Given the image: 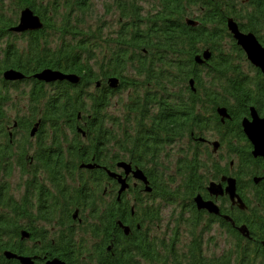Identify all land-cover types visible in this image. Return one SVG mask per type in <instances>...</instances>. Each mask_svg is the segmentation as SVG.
Listing matches in <instances>:
<instances>
[{"label":"trees","instance_id":"1","mask_svg":"<svg viewBox=\"0 0 264 264\" xmlns=\"http://www.w3.org/2000/svg\"><path fill=\"white\" fill-rule=\"evenodd\" d=\"M53 1L0 0V42L6 44L5 49H0L3 57L0 60V169L7 175L12 166L33 162L30 166L32 183L37 184L36 178L41 172L40 176L49 178L50 186L51 183L55 188L57 186L61 195L55 197L42 188L38 211L34 191L31 196L22 195V201L6 194L3 196L2 204L7 209L5 212L0 210V264H19L15 259L7 260L5 252L17 256L49 255V258L58 257L66 264H264V186L256 188V205L248 202L252 220L242 211L233 214L225 211L236 226L248 224L252 238L248 240L227 221L216 218L218 222L205 211L197 210L192 201L198 195L199 187L209 180L220 181L223 175H232V172L240 182L243 176L239 170L231 171V162L228 165L214 163L207 168L204 152L195 147V151L179 162L180 172H176V177L185 183L180 193L176 188L170 190L176 177L165 178L167 170L161 166V155L156 152L157 148L171 147L186 137L192 140V133L197 138V135L205 137L204 134L214 131L221 138L220 148L226 145L230 156L238 162L234 165L243 170L242 162L234 155L241 156L244 149L237 148L234 140L241 141L244 137L241 121L249 115L252 106L264 114V89L261 88L264 82L257 69L256 80L249 76L248 70H243L244 64H238L248 61L228 32L226 21L230 17L240 21L242 31L254 33L264 43V0H148L145 2L149 10L142 0H107V11L118 10L121 25L107 38L102 25L95 34L86 31L90 0L65 1V11L60 16L59 5ZM7 2L13 3L16 15L10 11L11 4ZM26 9L40 18L43 27L38 31L15 33L13 29ZM188 17H195L197 25H188L185 22ZM20 40L25 41L21 48L18 46ZM205 51L211 53L210 61L197 64L196 57ZM8 69L25 78L6 82L2 75ZM47 69L77 76L80 82L62 81L53 85L34 77ZM112 79L120 81L119 89L109 88ZM191 80L195 82V91L190 87ZM30 83L28 91L21 88ZM92 86L93 92L87 91ZM125 88L131 91V101L127 106L129 113L123 118H130L148 133L136 141L129 131H122L120 123L112 122L108 126L112 121L107 114L111 99ZM13 91L26 94L31 118L45 116L38 134L51 132L53 136L49 143L41 142L31 157L28 149L34 150L30 143V132H35L32 129L34 121L18 115L11 119L8 115V109L14 107ZM39 107H42V113L36 114ZM220 108H226L231 116L226 120L227 127L223 126L218 114ZM16 131L22 138L18 146L14 144ZM82 134H86V140L82 139ZM121 134L124 141H120ZM133 143L135 149H131ZM121 154H131L134 160L137 156L143 160L148 156L152 160L149 163H154L155 173L146 170L152 199L169 202L171 198L173 202H183L177 196L180 193V198L191 204L187 211L193 220L186 225L191 242L183 253L177 252L178 239H172L164 248L168 253L166 257L153 250L155 245L149 240L150 225L161 219L159 206L153 205L154 202L151 207L144 206L138 201L133 204L132 215L133 206L125 199L105 203L99 189L108 181L106 171L82 168L90 163L108 165L107 162L112 160V166L105 167L115 170L120 161L115 159ZM249 166L251 169L245 167L246 172H254L255 166ZM68 180L75 183L72 189ZM43 185L44 182L41 187ZM238 185L239 191L242 190V183ZM242 195L245 199L241 192ZM75 207H82L83 212L91 208L93 232L103 238L95 246L94 254L88 256L89 261L84 244L77 246L74 241L71 211ZM38 221L48 226L57 222V226L63 227L61 233L65 232L55 240L49 239L48 231L38 228ZM118 221L131 227V232L126 234ZM213 223L226 229L235 242L231 251L217 257L206 256L203 251L204 234L212 229ZM25 227L31 228L33 247L21 242Z\"/></svg>","mask_w":264,"mask_h":264},{"label":"rangeland","instance_id":"2","mask_svg":"<svg viewBox=\"0 0 264 264\" xmlns=\"http://www.w3.org/2000/svg\"><path fill=\"white\" fill-rule=\"evenodd\" d=\"M48 1L49 0H45V2H48ZM51 1H53V0H51ZM65 1H68V0H54L53 1L55 3L57 2L59 5L57 8L59 16L62 14L63 11H65V9L63 8V4ZM70 1H73V0H70ZM145 1H148V0H142L141 3L144 4V7L146 8V10H149L150 7L147 4V2H145ZM89 2L91 4V9L89 10L90 16L87 17L86 23H85L86 31H89L90 33L95 34L98 31L99 25H102L103 32H104L106 38L111 37V35L113 33L117 32L121 26L119 23V17H120L119 11L114 9L112 12H108L106 7H105L106 2H108L107 0H90ZM245 3L246 2H244L243 4H245ZM6 4H11L10 11H13V13L16 15L17 13H16V9L13 6V3L7 2ZM65 4H67V3H65ZM242 7H243V9L244 8L249 9V7H246V6H242ZM8 16L11 17L9 14H8ZM188 21L196 22V18L195 17H192V18L188 17L185 19V22L188 24ZM230 21H232L234 24H236V26L238 27V30L241 33L253 34L256 37V39L258 40V42L261 44L260 39L254 33H251V32L248 33V32L242 31L240 28V25L238 23L240 21H237L233 17H230L227 19L226 25H227L228 32L232 35L233 39H234L233 33L229 28V22ZM122 22H124V21L122 20ZM24 42L25 41L20 40L19 45L18 44L17 45L21 48L24 45ZM5 47H6L5 42H0V49H5ZM101 56H102V54H101ZM246 57H247V55H246ZM2 58L3 57H1V55H0V60H2ZM247 60H248V58H247ZM238 64H244L243 70L244 71L248 70L249 75L251 77L256 78V80L258 79L256 71H254L252 69L250 70L249 64L247 62H242V63H238ZM30 85H31V83L28 84L27 86H23L21 88L28 91L30 89V87H29ZM46 89H48V88L46 87ZM87 91L93 92V86L90 87V89H88ZM13 98H14V103H13L14 107H13V109H10V108L8 109V115L10 114L11 119H13L15 117V115H18L21 118L23 116L30 117L28 114V109H30V105L27 104L28 101H27L26 94L22 91H18V92L13 91ZM130 99H131V91L128 88L121 90L119 93L115 94L112 97L111 108H109V110L107 111V114H108L109 118L112 119V121H110V125L108 124V126H111L112 122L119 123V120L121 118H123L124 115H128L129 108H127V106L129 105L128 103H130V101H131ZM87 102H89L88 99H87ZM35 113L41 114L42 113V107L37 108L35 110ZM38 116H41V115H38ZM29 119L34 121V124H35V121L39 120L40 118L36 116L35 118L30 117ZM224 119H227V118L226 117L221 118L222 124L226 123V121ZM223 121H225V122H223ZM120 123H121V120H120ZM121 129H122V131H125V132L129 130V135H131L133 137L134 132H132L133 128L131 126H129V128H124V129H123V127H121ZM20 134L21 133H19V131H18L17 135H20ZM47 136L50 137L49 134L43 133V134L39 135V138L38 137L31 138L30 143L32 145V149H34L36 142H37V145H39L40 141L49 139ZM204 136L212 142L217 141V140H221V138H219L217 133L214 131L207 132L206 134H204ZM27 139H28V141L30 140V138H27ZM120 139H121V141H124L121 137H120ZM21 140H22V138H20V137L18 138V140H17V138L16 139L14 138V141H16L17 146L20 145ZM234 143H235V146H237V148H241V147L243 148V146H242L243 140H241V141L234 140ZM124 145H126V144H124ZM194 148H195V146L193 145V142H191L189 137H186L182 141L178 142L177 144H174L173 146L166 148V152H164V155H163L164 157L162 156L159 159L160 163H163L165 161V159H167V158H165L167 156L166 153L168 152V154L170 155V160L167 159V160H169L168 167L164 163L161 165L165 170H167V172L164 174L165 178L177 176L176 172H180V170H178L180 160L186 154H190L191 151H195L196 149H194ZM198 149L201 153L204 152V161L206 163L207 168L212 167V164H214V163L221 162L222 164L228 165L230 162H234V159L230 156V152H229L226 145H223L221 148H219V150H218L219 152H217V153H213L212 145H210V146L200 145L198 147ZM208 154H210V157H208ZM126 156H128V155H126ZM125 159H127V158H125ZM14 161L16 162V160H14ZM235 163H238V162L236 161ZM120 164L125 165V166L129 165L125 162H121ZM145 165L147 166V169H144L145 171L147 170L149 172L152 171L155 173V170L157 169L156 167H155L156 169H154L153 166H149L147 164H145ZM176 165H177V167H176ZM87 167L84 166V168L89 170ZM25 168H29L28 164H24L23 166H18V164H16L14 167L12 166L9 169V172L7 173V175H5L4 171L2 169H0V171H1L0 176L2 177L0 180L5 181L4 182L5 184L3 182H0V201H1L0 206L2 204L1 199L3 196V192H7L10 195L14 196L15 198H19L21 195V188L24 189V185L28 189H32L35 186L32 183V181H27L28 178H26L25 175H33V173L31 171L24 172ZM93 168H95V166H93ZM234 170H240V167L235 166ZM40 174H41V172H40ZM40 174H39L38 178H40ZM184 178L186 179V177H184ZM212 181H215V180H209L205 184V186L207 187L209 185V183ZM73 182L74 181H70L68 184L71 187H73L74 186ZM216 182H218V181H216ZM183 183L184 182H183L182 178L178 179V177H176L174 184L173 183L171 184L170 190L173 189L175 191V188H176L177 189L176 191H180V193H182L181 190H182V187L184 186ZM209 188H210V186L207 188V191L205 194V196L207 197L208 200L205 202H213L215 205H217L219 207L220 212L223 213L222 209H225V207L227 208L229 203L228 202L226 203V201H224L222 199L220 200V199H218L219 197L212 195L208 190ZM223 188L225 189L226 187L223 186ZM237 189H238V185H237ZM133 190L134 189L129 190L128 195L125 197V200L128 201L129 203H131L132 198H134L136 196V192H134ZM180 193H179V195H180ZM142 197H145L144 194L142 195ZM149 200H147V206L151 207L152 206L151 201H149ZM151 200H152V202H154L153 205H156V207L159 206V208L162 210L161 214L159 216L161 218L160 221L159 222L155 221V222H153L152 225H150L152 232L150 233L149 240L155 245V248H153V250L156 253H158V251H159L160 255L163 257L168 256V253L164 248L167 247L169 244H171L172 239H173V235H174L175 238L178 239L177 243H179V245L177 246V252L183 253L186 249H188V246L190 245V242H191V235L189 234V230H188V227L186 225H187V222L189 220L191 221V222L189 221V223L191 224L193 219L192 218L190 219V216L186 215L180 219V221L178 222L179 225H176L177 221L175 223V216H173L174 215L173 213H175L174 211L182 210L184 205H186L185 202L184 201L181 203L180 202L178 203V201L173 202V200L171 198H170L169 202H166L165 200L158 199V198L156 200H154V199H151ZM109 202H110V200H107L106 203H109ZM130 205H132V204H130ZM188 206H190V204H188ZM231 206H232V204H231ZM78 208L81 209V207H78ZM154 209H156V208H154ZM132 210L134 211V208H132ZM86 211H87V213L81 212V218L84 219V222L81 224H78V225H81L82 227L76 229L77 235H73V237H74V241L76 244L77 243L84 244V247L86 248L87 259L89 261L88 256L94 254L93 250L95 249V246L97 245L98 242H101V240L103 238L100 236V234H96L95 232H93L95 226H94V224H92V221H90L91 217L88 216L89 211L88 210H86ZM133 211H132V215H133ZM182 211H187V210L185 208ZM78 217H79V212L75 211L73 213V219L76 220ZM44 229H47V228L44 227ZM61 230L63 231L62 225H60V227L57 226L56 232L53 234H50L49 239L55 240V239L61 237V235L65 232L64 231L63 233H61ZM203 240H204L203 251L206 253V256H211V257H217V256L222 255L223 253H227V251H229V250L231 251V249H233L235 246V242H233L231 237L228 235V231L226 229H223L218 223L212 224V230L207 231L204 234ZM25 242H27L26 246H29V247H33L35 245L34 241L30 242V240H29V241H25ZM77 246H78V244H77ZM78 250H80L79 247H78ZM23 257H30V256H23ZM31 258L35 259V264H36L37 260H39L40 257L38 259H37V257H31ZM81 258L85 259V257H81ZM7 260H9V259H7ZM10 260H12V259H10ZM141 262H143V261H141ZM144 263H145V261H144ZM19 264H22V263L20 262ZM145 264H147V263H145Z\"/></svg>","mask_w":264,"mask_h":264},{"label":"flooded vegetation","instance_id":"3","mask_svg":"<svg viewBox=\"0 0 264 264\" xmlns=\"http://www.w3.org/2000/svg\"><path fill=\"white\" fill-rule=\"evenodd\" d=\"M261 45L264 47V43L263 42H261ZM246 60H247V57H246ZM248 61V60H247ZM248 63H249V65L251 66V67H253V69L255 70V71H257V73H259V76H260V79L261 80H263L262 82H264V74L262 73V71L260 70V69H258V68H256V67H254L249 61H248ZM250 68V67H249ZM257 69V70H256ZM250 76V75H249ZM251 77V76H250ZM261 88L262 89H264V83L261 85ZM251 108H255V107H251ZM251 108L249 109V115L248 116H245V117H243V119H242V121H241V128H242V132H243V126H242V123H243V120L244 119H249L250 121H252V117H251ZM224 109H226V108H224ZM256 109V108H255ZM227 110V109H226ZM258 115H260V117L261 118H264V114L263 115H261L260 113L258 114ZM229 116V115H228ZM231 119V116H229L227 119H224L225 121L226 120H230ZM225 121H223V122H225ZM222 122V121H221ZM223 126L224 127H227V125H226V123L225 124H223ZM33 131H31L30 133H32ZM38 132H39V130H35V132H33L34 134H31V138H34V137H38L39 138V135L40 134H38ZM43 133H46V134H49L50 135V137H53L52 136V133L50 132V133H47V132H41V134H43ZM119 135H120V133H119ZM243 138H242V140H243V148H244V152H243V154L241 155V156H239V155H234V156H236L242 163H241V165H243V170H246V168H248V169H251L250 167L251 166H249V165H252V166H255V169H253V170H255L254 172H250L248 175H247V178L245 179V185H242V190H240L239 191V189H238V193H239V195L241 196V192H242V194H245V199H243V195H242V199H243V201L245 202V204L247 205V207L244 209V210H241L240 208H239V206L236 204V205H234V206H231V204H232V202L230 201V199H229V197L228 196H223V197H219L218 199H222V200H224V201H226V203L228 202L229 203V205L227 206V208L225 207V210L224 209H222V211H223V215H227V216H230L229 214H233V212L234 213H238L239 211H242V212H244V213H246L247 215H249V216H251V218H249L250 220H252V217H253V213L252 212H250V208H251V206H249L248 205V202H252V204H253V206H255L256 204V197L254 198V194L256 193V188H255V186H258L262 181L264 182V159L263 158H256V156H254L253 155V153H252V147H251V142L247 139V137L245 136V134H244V132H243ZM191 137H192V140H191V142H194L193 143V145L195 146V147H197L196 145H198V147L200 146V145H207V146H210L211 144H212V142L210 141V140H208L206 137H200V136H198L197 135V138L195 137V133H192L191 134ZM121 138H123V135L121 134ZM205 140H204V139ZM203 139V140H202ZM183 140V139H182ZM120 141H121V139H120ZM135 141H136V139H135ZM219 140H217V142H218ZM40 142H43V141H40ZM40 142H39V145H40ZM215 142V141H214ZM39 145H37V142H36V148H38L39 147ZM131 146V149H135V144L133 143V144H131L130 145ZM222 146V145H221ZM166 148H169L168 146H163V147H159V148H157L156 149V152H158V153H160V155H161V157L164 155V152H166ZM220 148V147H219ZM246 148V149H245ZM219 150V149H218ZM121 151V150H120ZM166 157L165 158H167V159H169L170 160V155L168 154V152L166 153ZM243 155H244V159H243ZM140 156H137L136 158H135V160L132 158V156H131V154L129 155V156H125V155H123V154H121V155H119L115 160H120L117 164H119V163H121V162H125V163H127V164H129V165H131V167H132V169L134 170V171H141L142 173H143V175H144V177L146 176L147 177V179H148V184L146 185V184H143V183H141V182H138V181H136L131 175H129L128 177H125V182H126V184H127V188H126V190L124 191V192H121V186L119 185V183L116 181V180H110L109 182H108V187H107V192H105V187H104V185H102V187H101V189H99V191H102V198H103V201L106 203L107 202V200H110V202L109 203H112L113 202V200H117V201H120V199H125V197L128 195V193H129V190H131V189H134L133 191L134 192H136V196L134 197V198H132V202L130 203V204H132V208H134V205L133 204H136V202H138V201H140V203H142L144 206L145 205H147V200H149V201H151V203H152V195H151V192L150 191H148V188H150L151 189V182H150V177H149V175L147 174V172L144 170V169H147V166L145 165V162H147L146 164L147 165H149V166H152V165H154V163L152 164V163H149V161L151 160L150 158H148V156L147 157H145V160H143V159H141V158H139ZM164 157V156H163ZM125 158H127V159H125ZM167 159H165V161L163 162L167 167H168V162H169V160H167ZM124 160V161H123ZM152 161V160H151ZM247 162H248V164H247ZM162 163V164H163ZM106 163H103L102 165H98L97 163H90V165L93 167V166H95V169L93 170V171H97V172H104L105 171V166H112V164H111V161H109V162H107V164L108 165H105ZM32 164L30 163V164H28V167L29 168H27L26 169V171H24V172H29V171H31V169H30V166H31ZM83 165H85V164H83ZM81 166L82 165H80V168H81ZM84 167V166H83ZM82 167V168H83ZM246 167V168H245ZM229 168L231 169V170H233V168H235V166H234V162H231L230 163V165H229ZM35 170H37V168H35ZM87 170V169H86ZM90 170V169H89ZM32 172V171H31ZM0 173H1V171H0ZM107 173V172H106ZM117 173L119 174V175H121L123 172L121 171V170H118L117 171ZM64 174V173H63ZM26 176V178H28V180L27 181H32L31 180V178L29 177L30 175H25ZM233 175H223L222 176V178L223 177H228V178H231ZM234 177H236L235 175H234ZM262 178L261 179V181H259L258 183H255L254 182V178ZM222 178L220 179V181H218L217 183H219V184H221L222 186H224V187H226L227 186V183H221V180H222ZM237 178V177H236ZM64 180V179H63ZM70 181H72V180H68V183L70 182ZM0 182H5V181H3V180H0ZM42 182H44V185H43V187H41V183ZM36 183L37 184H35L36 186L35 187H33L32 189H28L25 185H24V189H22L21 188V195H20V197H19V201H22L23 199H24V197L22 196V195H30L31 196V194H32V192L34 191L35 193L33 194V196L35 197V198H37V211L39 210V201H40V195H41V193H40V191H41V189L42 188H45V189H47L48 191H50V193L52 194V195H54L55 197H59V196H61V195H59L60 194V191L58 190L59 188L56 186V188H55V186L53 185V183H51V186H50V184H49V178L47 179V178H42V176H40V178H36ZM64 183H65V181H64ZM5 184V183H4ZM104 184H105V182H104ZM66 185V184H65ZM73 185L75 186V183L73 182ZM73 186V187H74ZM239 186V185H238ZM67 187V186H66ZM70 189H72V187H70ZM69 193H71V190H70V192ZM5 194L8 196V197H12V198H14V196H12V195H10L9 193H7V192H4L3 193V196H5ZM144 194V196L145 197H142V195ZM3 196H2V198H3ZM60 199H63V197H61ZM205 199L206 200H208L207 199V197L205 196ZM2 200V199H1ZM218 201V200H217ZM1 202V201H0ZM61 203H63V201L61 200ZM187 207V205H184V207H183V209H185ZM98 208H100V207H98ZM7 209V207H6V205H3L2 204V206L0 207V210L2 211V212H5V210ZM182 209V210H183ZM198 210V209H197ZM226 210H228L230 213L229 214H226ZM75 211H78L79 212V217L76 219V220H74L73 219V213L75 212ZM84 210H83V208L81 207V209H79L78 207H75V208H73V210L71 211L72 212V225H73V231H74V235H77V233H76V229L77 228H80V227H82L81 225H78V224H81V223H83L84 222V219L83 218H81V212H83ZM89 212H88V216H90L91 217V220L90 221H92V219H93V217H92V212H91V208L88 210ZM133 211V210H132ZM85 213H87V211H85ZM91 213V214H90ZM133 215H134V211H133ZM206 215H208V216H210V217H215V216H213V215H211V214H206ZM217 218H219V219H222L221 217H217ZM255 221V220H254ZM117 223H120V221H118ZM246 224V223H245ZM57 225H58V223L56 222V224L55 225H53V226H51V225H47V224H44V223H42L41 221H38V228L39 229H42V228H44V227H46L47 229H45V230H47L48 231V233L47 234H49V235H47V237L48 238H50V234H53V233H55L56 232V227H57ZM121 227H122V223H120L119 224ZM127 224H125V228H129L128 226H126ZM247 226H248V224H246ZM60 227V226H59ZM139 227L140 226H138L137 225V229H139ZM131 228V227H130ZM31 228H27V227H25L23 230H22V233H27L28 234V238H23V236L21 235V242L23 243V242H25V241H29L30 240V242L31 241H33V240H31V232L29 231ZM50 232H52V233H50ZM130 233V232H129ZM246 239H252V238H246ZM39 244H40V247L42 246V242L39 240ZM79 246L82 244V243H77ZM109 250H111V249H109ZM21 256H30V257H33V256H31V255H21ZM39 258V256H37V259ZM53 259H59V260H61L60 258H58V257H53V258H49V255L48 256H44V257H40L39 258V260H37V262H36V264H47V262H49V261H51V260H53ZM18 261V260H17ZM62 262H64L63 260H61ZM19 262V261H18ZM20 263V262H19ZM65 263V262H64ZM66 264V263H65Z\"/></svg>","mask_w":264,"mask_h":264},{"label":"water","instance_id":"4","mask_svg":"<svg viewBox=\"0 0 264 264\" xmlns=\"http://www.w3.org/2000/svg\"><path fill=\"white\" fill-rule=\"evenodd\" d=\"M188 24L191 26H196L197 22H191L188 21ZM43 25L40 21V18L35 16L34 13L30 9H26L21 12L19 25L13 29L16 33H25V32H33L38 31L42 29ZM229 28L233 33L234 40L236 41L237 45L245 52L247 55L248 61L256 68L260 69L262 73L264 74V47L258 42L256 37L253 34H245L241 33L238 30V27L236 24H234L232 21L229 22ZM211 53L208 51H205L202 55H199L196 57V63L197 64H204L206 61L210 60ZM5 77L9 80H23L25 77L14 70H11L7 73H5ZM36 79L40 81H44L45 83H55L57 81H68L72 84H78L80 79L73 75H64L59 72H55L53 70L47 69L43 72L36 74L34 76ZM119 83L118 79H112L110 82V86H116ZM195 82L193 80L190 81V87L193 91H195L194 88ZM218 113L222 117L228 118L227 110L226 109H219ZM251 117L253 121H250L249 119H244L242 126L243 130L245 131L247 137L251 140V142L255 145V155H261L264 156V119H260L259 115L256 112L255 108H251ZM35 131V130H34ZM214 151L216 152L219 148L218 143H214ZM253 154V155H254ZM254 155V156H255ZM88 169H91L92 166H88ZM129 169V166L127 167ZM139 174L137 175L138 178L146 181L143 173L141 171H138ZM113 177H116V175L111 174ZM120 183L122 184L121 192H124L127 188V184L124 179L119 178ZM222 183H227L226 188L224 189L221 184H215L212 183L210 185V188L208 189L209 192L216 196V197H223L228 196L230 201L232 202V206L238 205L241 210H244L245 203L243 202L242 198L237 192V186H236V180L228 177L222 178ZM148 191H151L150 188H148ZM195 203L197 205V209L200 210H206L211 215L215 216H221L225 221L229 222L232 226L235 225V222L230 218L229 216L222 215L220 212V209L217 205H215L213 202H205L201 196H198L195 199ZM125 233L129 234V229L124 227ZM239 232L242 236L245 238H249L248 230L245 227H242L239 229ZM23 238H28L27 233H22ZM264 247V242L262 243ZM6 259H15L21 262L22 264H35V259L31 257H23V256H17L13 255L9 252H6L5 254ZM47 264H65L59 259H54Z\"/></svg>","mask_w":264,"mask_h":264},{"label":"bare ground","instance_id":"5","mask_svg":"<svg viewBox=\"0 0 264 264\" xmlns=\"http://www.w3.org/2000/svg\"><path fill=\"white\" fill-rule=\"evenodd\" d=\"M20 21V20H19ZM19 25V24H18ZM16 33V32H15ZM212 56V55H211ZM210 61V60H209ZM12 69H8V70H6V71H4V74L2 75V77H3V79L6 81V82H14V81H16V80H9V79H7L6 77H5V73H7V72H9V71H11ZM60 73V72H59ZM77 77V76H76ZM78 78V77H77ZM40 81V80H39ZM44 82V81H43ZM57 82H62V81H57ZM57 82H55L53 85H55ZM68 82V81H67ZM80 82V81H79ZM120 82V81H119ZM70 83V82H69ZM47 84H51V83H47ZM70 84H72V83H70ZM79 84V83H78ZM255 84V83H254ZM253 84V85H254ZM119 85H120V83H118L116 86H110V84H109V88L111 89V90H117V89H119ZM193 91V90H192ZM42 107H45V105H42ZM152 107H155V108H157L156 106H152ZM110 108H111V106H110ZM220 109H223V108H220ZM158 110V109H157ZM156 110V111H157ZM256 112H257V114H259V112L256 110ZM229 112H227V114H228ZM219 114V113H218ZM37 117H39L40 119L39 120H37V121H35V124L32 126V129H35V130H39L40 129V127H41V125H42V118H45V116H38V115H36ZM219 116H220V114H219ZM221 118H222V116H220ZM259 117H260V115H259ZM260 119H264V118H261L260 117ZM120 120H121V123H120ZM119 120V123H120V125H119V127H123V129L124 128H129V126L130 125H134V134H133V138L134 139H139V137H141L142 135H144V134H148L146 131H143L142 129H141V127L142 126H139L136 122H134L133 120H131L130 118H121ZM252 121H253V119H252ZM16 125V124H15ZM20 131H22L23 132V130H20ZM129 131V130H128ZM15 132V131H14ZM16 132H18V131H16ZM127 132V131H126ZM243 132H244V134H245V136L247 137V135H246V133H245V131L243 130ZM18 134V133H17ZM31 134H34L33 132L31 133ZM138 135H140V136H138ZM17 137V140H18V135L16 136ZM49 139H47V140H43V141H45V143H49L51 140H52V138L51 137H49V136H47ZM82 139L83 140H86V134H82ZM247 139L251 142V140L247 137ZM212 142V141H211ZM41 143V142H40ZM214 143H218L219 145L222 143V141L221 140H219L218 142L217 141H215V142H212V147H213V153H217L218 152V150L215 152L214 151V146H213V144ZM14 144L15 145H17V143H16V141L14 142ZM174 144H177V143H174ZM220 147V146H219ZM251 147H252V153L254 154L255 153V145L251 142ZM16 148V147H15ZM38 148H36V146H34V150H30V149H28V151L30 152V155H29V157H31L33 154H35V151L37 150ZM44 149V148H43ZM219 149V148H218ZM241 149H243L242 147H241ZM246 149V148H245ZM46 151V150H45ZM39 152V155H40V151H38ZM255 155V154H254ZM256 156V155H255ZM256 158H263L264 159V156H261V155H257L256 156ZM111 160V159H110ZM112 161V160H111ZM235 162V161H234ZM31 163H33V162H31ZM91 166V165H90ZM129 166V169L127 168ZM128 166H125V165H122V164H116L115 165V170H111V169H108L107 167H105V171L107 172V176H108V181H106L105 182V184H104V187H105V192H107V187H108V182L110 181V180H116L118 183H119V185L121 186V188H122V184L120 183V179L119 178H121V179H125V177H128L129 175H131L136 181H138V182H141V183H143V184H148V179H147V177L145 176V179H146V181H144V180H142V179H140V178H138L137 177V175L139 174V172L138 171H134L133 169H132V167H131V165H128ZM224 166V165H223ZM84 168V167H83ZM95 168H91V170H94ZM235 168H233V170H234ZM118 170H121L123 173L121 174V175H119L118 173H117V171ZM233 170H231V171H233ZM240 171V173H241V175L243 176V177H241V181L239 182L238 181V179L236 178V177H234V175H233V173L231 172V174L233 175L232 176V178L233 179H235L236 180V186L239 184V183H242V185H245V179L247 178V175L250 173V172H246V170H239ZM111 174H114V175H116V177H113ZM125 176V177H124ZM222 178V177H221ZM110 179V180H109ZM261 179L262 178H254V182L255 183H258L259 181H261ZM212 183H215V184H219V183H217L216 181H212V182H210L209 183V185L206 187L204 184H202L200 187H199V189H198V191H197V193H198V195H196L195 197H193V203H194V205H195V207L197 208V205H196V203H195V199L198 197V196H201L202 197V199L204 200V201H207L206 199H205V196H204V190H205V187H206V191H207V188L212 184ZM221 183H222V181H221ZM185 183H183V185H184ZM182 185V186H183ZM261 186H264V182L262 181L258 186H255V188H257V187H261ZM185 188V186H183V189ZM263 189H264V187H262ZM237 192H238V189H237ZM239 194V193H238ZM178 197H179V199H181L182 201H184V199L183 198H180V195H177ZM241 197V196H240ZM243 200V199H242ZM180 202V201H179ZM178 202V203H179ZM244 202V201H243ZM181 203V202H180ZM245 203V202H244ZM185 204L187 205V207H188V204H190V203H188V201H187V203H186V201H185ZM191 205V204H190ZM258 207H260V205H257ZM187 207H186V210H187ZM245 207H247V205L245 204ZM162 211V210H161ZM200 211H205V213L206 214H210L208 211H206V210H200ZM175 213H173L174 215L173 216H175V223H176V221H177V224L176 225H179V221H180V219L182 218V216H186V215H188V216H190V213L188 212V211H182V210H177V211H174ZM222 215H223V213H221ZM213 216H215V215H213ZM216 217L217 216H215V219H216ZM221 217V216H220ZM230 217V216H229ZM222 218V217H221ZM231 218V217H230ZM214 219V220H215ZM223 219V218H222ZM217 221L219 220V219H216ZM224 220V219H223ZM233 220V219H232ZM219 222V221H218ZM229 223V222H228ZM175 225V226H176ZM232 226V225H231ZM125 227V225H123L122 224V228H124ZM242 227H245L247 230H248V233H249V236L251 237V233H250V229H249V227L246 225V224H244V225H240V226H236V225H234V226H232V228L233 229H236V231H238L239 232V229L240 228H242ZM129 229V232H131V228H128ZM212 229H210L209 231H211ZM150 232H152V230H150ZM240 233V232H239ZM127 234V233H126ZM21 235H22V232H21ZM244 237V236H243ZM249 237V238H250ZM245 238V237H244ZM173 239H176L175 238V236L173 235ZM264 242V240L262 241V243ZM170 245V244H169ZM263 246V245H262ZM264 248V247H263Z\"/></svg>","mask_w":264,"mask_h":264}]
</instances>
